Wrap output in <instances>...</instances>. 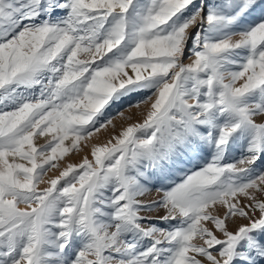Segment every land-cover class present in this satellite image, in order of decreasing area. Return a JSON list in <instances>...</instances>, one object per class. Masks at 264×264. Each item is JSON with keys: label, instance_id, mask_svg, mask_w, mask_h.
<instances>
[{"label": "snow or ice", "instance_id": "1", "mask_svg": "<svg viewBox=\"0 0 264 264\" xmlns=\"http://www.w3.org/2000/svg\"><path fill=\"white\" fill-rule=\"evenodd\" d=\"M0 264H264V0H0Z\"/></svg>", "mask_w": 264, "mask_h": 264}, {"label": "rangeland", "instance_id": "2", "mask_svg": "<svg viewBox=\"0 0 264 264\" xmlns=\"http://www.w3.org/2000/svg\"><path fill=\"white\" fill-rule=\"evenodd\" d=\"M83 58V57H82ZM133 111H136L133 109ZM138 119L142 120L143 117H139ZM114 123L116 124V128L113 129L111 126H109L108 129H102L100 133H97L96 136L92 137L88 141H82L80 145V150L78 152H73L69 153L62 161H60V169H54L51 172L48 173V177H55L56 175H59V171L63 169L68 163H73V164H79L82 162L83 157L88 156L89 159H92L91 157V148L93 145H104L107 144L108 140L113 136L119 133L121 130L122 125L125 123L121 121L120 119L114 120ZM45 142V139H40L38 141L39 144H43ZM115 141H113L114 143ZM68 143V142H66ZM47 179V177H46ZM41 187H44L42 185ZM150 198H156L155 193H153L152 197ZM21 207H24V205H21ZM223 209H220V213L222 214ZM163 214V213H160ZM259 215V213H257ZM247 223L246 220L242 219H236L234 222L230 221L229 222V229L232 231H235L237 226L239 224ZM209 227H212L211 224L208 225ZM217 235H220L219 232L216 233ZM223 238V237H221Z\"/></svg>", "mask_w": 264, "mask_h": 264}]
</instances>
